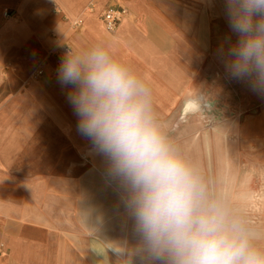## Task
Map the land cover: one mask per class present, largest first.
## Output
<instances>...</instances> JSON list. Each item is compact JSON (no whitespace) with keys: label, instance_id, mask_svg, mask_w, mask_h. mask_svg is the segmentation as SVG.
Returning a JSON list of instances; mask_svg holds the SVG:
<instances>
[{"label":"crops","instance_id":"crops-1","mask_svg":"<svg viewBox=\"0 0 264 264\" xmlns=\"http://www.w3.org/2000/svg\"><path fill=\"white\" fill-rule=\"evenodd\" d=\"M122 8L120 23L108 31L99 15ZM223 8L225 0H0V264H125L138 244L133 221L121 188L90 165L102 167L77 131L57 69L69 47L102 42L149 79L165 121L188 114L186 101L198 91L219 107L216 81L201 73L200 25L204 31L206 18H222ZM258 93L262 116L231 120L225 158L196 159L209 182L229 192L264 231V147L238 146L241 131L258 133L264 144V92ZM207 141L208 147L216 140ZM224 141L218 139L220 150ZM95 173L107 180L96 193ZM115 248L124 252L118 256ZM130 259L154 264L143 251Z\"/></svg>","mask_w":264,"mask_h":264},{"label":"clouds","instance_id":"clouds-1","mask_svg":"<svg viewBox=\"0 0 264 264\" xmlns=\"http://www.w3.org/2000/svg\"><path fill=\"white\" fill-rule=\"evenodd\" d=\"M236 39L222 52L227 73L264 92V0H225ZM77 117V131L106 164L143 251L154 264H264V231L229 192L207 179L202 164L158 112L149 79L102 42L64 54L57 69ZM211 122L212 99L186 101ZM117 255L124 249L115 248Z\"/></svg>","mask_w":264,"mask_h":264},{"label":"rangeland","instance_id":"rangeland-1","mask_svg":"<svg viewBox=\"0 0 264 264\" xmlns=\"http://www.w3.org/2000/svg\"><path fill=\"white\" fill-rule=\"evenodd\" d=\"M222 16V18L218 19L206 18L204 20V31H202V24L200 25V34L202 35L203 33L205 37L201 73H205L211 82L216 81V83L211 84V86L216 88L212 92L215 93V100L217 102L219 100L221 101L219 107H212L215 121L212 120L209 122L204 116L193 113L192 111H189L188 114L169 116L168 120H172V134L177 142L186 148L195 158H225L221 151L224 148L227 150L233 140L232 136H230L231 132L228 131L231 120L235 119V121L244 122L250 116H253V118L262 116L259 109V104L262 102V99L257 97L259 93L253 90L248 81L231 77L225 69L222 52L227 50L231 41L236 39V36L229 30L225 8L222 9ZM207 85L209 87V84ZM223 129H226V131H223ZM257 134L255 133L252 136L246 131H241L238 140L239 148L258 150L264 147V144L259 143L258 137H256ZM203 139L216 141H211L207 147V144H205L207 140L204 141ZM218 139L226 140L220 144L221 150L218 145ZM90 154L102 167L99 168L94 162H90V165L104 179L106 175V169L103 168H106L105 161L101 156V158H97L92 150ZM96 174H94L95 193L101 192L102 187H107L105 182L101 178H98ZM110 180L119 187L114 180ZM110 202H117L115 196L112 194L110 195Z\"/></svg>","mask_w":264,"mask_h":264},{"label":"built area","instance_id":"built-area-1","mask_svg":"<svg viewBox=\"0 0 264 264\" xmlns=\"http://www.w3.org/2000/svg\"><path fill=\"white\" fill-rule=\"evenodd\" d=\"M91 7H89L87 9V13H91ZM126 13V10L124 8L122 9H118V10H105L102 11L101 14L99 15V19L102 21V23L104 24L105 28L108 31H113L118 24L120 23L121 18L123 17V15ZM81 19L76 20L72 25L78 26L81 23ZM42 71L38 70L37 74H41Z\"/></svg>","mask_w":264,"mask_h":264},{"label":"bare ground","instance_id":"bare-ground-1","mask_svg":"<svg viewBox=\"0 0 264 264\" xmlns=\"http://www.w3.org/2000/svg\"><path fill=\"white\" fill-rule=\"evenodd\" d=\"M190 25H192V24H190ZM193 27H194V26H193ZM105 174H106V173H105ZM106 181H107V180H106ZM106 181H105V182H106ZM108 185L111 186V187L113 186L112 184H108ZM115 188H116V187H115ZM123 256H124V255H123Z\"/></svg>","mask_w":264,"mask_h":264}]
</instances>
